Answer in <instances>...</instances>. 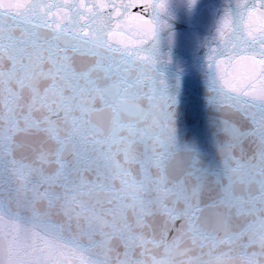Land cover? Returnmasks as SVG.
I'll use <instances>...</instances> for the list:
<instances>
[{
    "label": "snow or ice",
    "instance_id": "snow-or-ice-1",
    "mask_svg": "<svg viewBox=\"0 0 264 264\" xmlns=\"http://www.w3.org/2000/svg\"><path fill=\"white\" fill-rule=\"evenodd\" d=\"M173 21L165 0H0V231L15 198L16 231L30 226L50 264H129L146 238L185 231L222 247L264 233V0H227L188 64ZM187 73L229 141L218 171L177 129ZM8 247L0 264H21Z\"/></svg>",
    "mask_w": 264,
    "mask_h": 264
},
{
    "label": "water",
    "instance_id": "water-1",
    "mask_svg": "<svg viewBox=\"0 0 264 264\" xmlns=\"http://www.w3.org/2000/svg\"><path fill=\"white\" fill-rule=\"evenodd\" d=\"M127 3V0H123ZM227 0H165L167 9L174 16L173 28L176 34V44L172 49L174 61L188 64L196 58H202L205 48L203 41L214 32L216 24L224 12ZM133 13H143V6L138 4L132 8ZM187 89L182 91L177 111V129L182 142H189L193 136L198 148L209 152L215 151L213 140L217 135L215 121L219 116L210 104L207 95L208 88L203 76L197 77L187 73ZM5 228L0 231V258H6L9 253L8 239L13 240V252L21 264H50L49 250L39 242L34 241L30 226L21 227L16 231L15 215L17 206L15 198H4ZM11 228L6 239L4 232Z\"/></svg>",
    "mask_w": 264,
    "mask_h": 264
},
{
    "label": "clouds",
    "instance_id": "clouds-1",
    "mask_svg": "<svg viewBox=\"0 0 264 264\" xmlns=\"http://www.w3.org/2000/svg\"><path fill=\"white\" fill-rule=\"evenodd\" d=\"M238 126H240L238 124ZM229 142L225 133L218 131L213 140L214 153L198 148L201 153L202 167L210 172L218 171L223 165V157L218 145ZM245 147L259 151L262 147L258 141L250 144L244 141ZM252 152H249L251 155ZM173 207L180 213L179 200ZM197 227L203 228V225ZM247 234L248 239H243ZM145 246L130 253L129 264H264V233L236 232L229 241L231 247H222L219 243L203 238L200 234L185 231L175 237L156 236ZM92 264H97L93 261Z\"/></svg>",
    "mask_w": 264,
    "mask_h": 264
}]
</instances>
